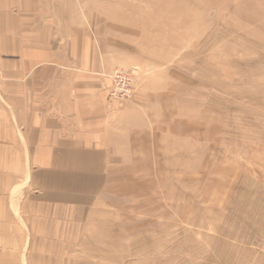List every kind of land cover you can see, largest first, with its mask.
<instances>
[{
  "label": "rangeland",
  "instance_id": "rangeland-1",
  "mask_svg": "<svg viewBox=\"0 0 264 264\" xmlns=\"http://www.w3.org/2000/svg\"><path fill=\"white\" fill-rule=\"evenodd\" d=\"M43 1L137 105L62 264H264V0Z\"/></svg>",
  "mask_w": 264,
  "mask_h": 264
},
{
  "label": "crops",
  "instance_id": "crops-1",
  "mask_svg": "<svg viewBox=\"0 0 264 264\" xmlns=\"http://www.w3.org/2000/svg\"><path fill=\"white\" fill-rule=\"evenodd\" d=\"M49 7L0 0V264L65 261L137 106L108 97L101 61L76 44L87 39L57 34L59 18L41 15Z\"/></svg>",
  "mask_w": 264,
  "mask_h": 264
},
{
  "label": "built area",
  "instance_id": "built-area-1",
  "mask_svg": "<svg viewBox=\"0 0 264 264\" xmlns=\"http://www.w3.org/2000/svg\"><path fill=\"white\" fill-rule=\"evenodd\" d=\"M112 80H113V85H112V89H111V96L114 98H118L120 97V94L123 93L125 95H128L130 92V88L127 85V81L129 80L128 77L126 76V74H124L121 71H116L114 74H112Z\"/></svg>",
  "mask_w": 264,
  "mask_h": 264
}]
</instances>
